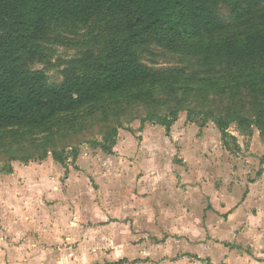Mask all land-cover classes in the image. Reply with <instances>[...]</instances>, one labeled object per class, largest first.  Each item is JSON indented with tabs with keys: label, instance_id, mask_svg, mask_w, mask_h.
<instances>
[{
	"label": "crops",
	"instance_id": "crops-1",
	"mask_svg": "<svg viewBox=\"0 0 264 264\" xmlns=\"http://www.w3.org/2000/svg\"><path fill=\"white\" fill-rule=\"evenodd\" d=\"M215 131L207 124L203 137ZM127 133L114 142L113 154L82 150L73 164L47 158L5 176L0 264H264V237L256 257L237 252L240 243L258 248L260 178L232 186L231 174L244 171H233L225 155H205L213 146L208 139L188 140L180 132L176 140L155 141L146 129L136 141ZM56 182L68 186L65 203L41 205L40 196L61 194ZM16 192L20 198L8 203ZM97 193L99 200L92 199ZM67 195L83 202L71 205Z\"/></svg>",
	"mask_w": 264,
	"mask_h": 264
},
{
	"label": "trees",
	"instance_id": "trees-1",
	"mask_svg": "<svg viewBox=\"0 0 264 264\" xmlns=\"http://www.w3.org/2000/svg\"><path fill=\"white\" fill-rule=\"evenodd\" d=\"M221 6L230 11L231 27L241 31H228ZM255 18L258 24L245 25ZM94 19L106 21L110 31L99 54L88 51L71 59L53 84L44 70L31 68L43 60L41 42L52 26L86 25ZM151 42L201 54L210 67L222 61L229 70L248 69L239 82L253 91L263 83L264 95V0H0V129L47 130L62 115L105 97L136 89L149 95L164 78L137 53ZM263 102L255 100L249 115L231 109L218 117L222 138L230 123L242 135L256 127L264 136ZM176 118L174 113L161 123L166 131Z\"/></svg>",
	"mask_w": 264,
	"mask_h": 264
},
{
	"label": "rangeland",
	"instance_id": "rangeland-1",
	"mask_svg": "<svg viewBox=\"0 0 264 264\" xmlns=\"http://www.w3.org/2000/svg\"><path fill=\"white\" fill-rule=\"evenodd\" d=\"M221 14L230 24L229 32L241 31L235 26L231 27L232 20L227 7L221 6ZM256 23H259L258 18L247 21L245 25L253 26ZM107 24L106 21L94 19L86 25L52 26L48 37L41 42L44 48L43 60L34 63L31 68L44 70L49 83L59 82L62 79L61 71L68 61L80 58L88 51L99 54L104 49L106 39L110 35ZM137 53L142 63L164 75L163 80L150 90L149 95H140L143 92L136 89L105 97L98 103H91L62 115L55 119L47 130L30 131L15 127L0 129V205L7 197L5 184H2L5 176L18 172V166L23 168L47 158L57 159L55 161L61 165H66V162L73 164L82 150L113 154V141L125 140L123 135L127 132H131V140L139 141L144 138L143 132L146 129V138L155 141L176 140L180 132L188 140L208 139L213 146L203 149L205 155H225L231 159L233 171H237L238 167L242 169L238 170V173L244 171L241 175L231 174L232 186L235 185L236 179L246 184L257 178H260L261 184L264 185V136L259 134L256 127L252 128L250 135H242L236 123H230L223 139L217 127L218 117L224 116L227 111L234 109L249 115L255 100L264 101V95L260 92L263 83L257 84V91H253L248 83L239 82L248 73V69L229 70L222 61L215 62L210 67L204 63L201 54L186 53L185 48L170 51L151 42L138 47ZM255 68L260 70L263 67L255 65ZM257 92H260V95L257 96ZM174 113L177 114L176 121L170 130L166 131L161 123L171 120ZM190 123H194V127ZM207 124L214 125L219 132L207 134L204 138L202 130ZM109 149L110 152H107ZM76 168L78 169V166ZM28 169L26 168L30 172ZM87 177L91 179L90 175ZM221 177L223 170L216 173L217 180ZM91 182H87V186ZM56 183V191L62 189L61 194L57 197L40 196L41 205L58 203L59 200L65 203L63 190L65 193L68 186L63 185V182ZM27 192L36 194V188L28 187ZM20 193H9L8 203ZM95 197L92 199L99 200L100 196L97 193ZM67 199L71 205L83 202L79 196L67 195ZM83 199L87 200V196ZM254 231V245L258 247L257 250L251 251L249 246L252 245L240 243L237 245L238 253L253 258L262 253L258 241L264 237V227H258Z\"/></svg>",
	"mask_w": 264,
	"mask_h": 264
},
{
	"label": "built area",
	"instance_id": "built-area-1",
	"mask_svg": "<svg viewBox=\"0 0 264 264\" xmlns=\"http://www.w3.org/2000/svg\"><path fill=\"white\" fill-rule=\"evenodd\" d=\"M200 264H222V263H214V262L209 261V260H203V261H200Z\"/></svg>",
	"mask_w": 264,
	"mask_h": 264
}]
</instances>
